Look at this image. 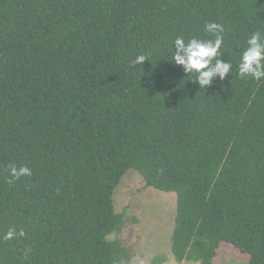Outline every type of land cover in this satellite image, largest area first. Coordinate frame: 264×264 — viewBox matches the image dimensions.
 <instances>
[{
	"label": "trees",
	"instance_id": "1",
	"mask_svg": "<svg viewBox=\"0 0 264 264\" xmlns=\"http://www.w3.org/2000/svg\"><path fill=\"white\" fill-rule=\"evenodd\" d=\"M211 22L233 66L200 88L171 59ZM257 31L264 0H0V264L129 260L108 239L128 169L176 193L178 261L264 264V78L238 74Z\"/></svg>",
	"mask_w": 264,
	"mask_h": 264
},
{
	"label": "rangeland",
	"instance_id": "2",
	"mask_svg": "<svg viewBox=\"0 0 264 264\" xmlns=\"http://www.w3.org/2000/svg\"><path fill=\"white\" fill-rule=\"evenodd\" d=\"M112 202L114 211L122 218L108 239L118 241L130 254L129 260L119 258L117 264H200L178 261L172 253L175 192L145 186L143 177L128 169L113 190ZM231 246L221 243L214 263L249 264L247 255Z\"/></svg>",
	"mask_w": 264,
	"mask_h": 264
},
{
	"label": "clouds",
	"instance_id": "3",
	"mask_svg": "<svg viewBox=\"0 0 264 264\" xmlns=\"http://www.w3.org/2000/svg\"><path fill=\"white\" fill-rule=\"evenodd\" d=\"M204 31L211 33L214 39H202L191 37L185 41V37L179 36L174 41L175 51L171 61L183 67L185 73H195L193 80L199 87H209L213 78L218 74L223 81L226 74L232 69V61L222 59L224 54L220 51L224 42V27L215 22L206 23ZM247 47L243 50L238 64V74L241 78L251 77L257 81L264 78V36L257 31L246 41ZM147 57L139 54L132 61L133 64H143ZM214 61V62H213ZM11 179H19L24 175H31V169L27 166L17 168L14 164L9 165ZM11 182V180H10ZM19 235H24L21 230ZM17 235L15 229H10L4 239H11Z\"/></svg>",
	"mask_w": 264,
	"mask_h": 264
}]
</instances>
